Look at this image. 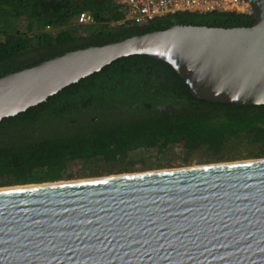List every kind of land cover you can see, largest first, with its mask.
<instances>
[{
  "label": "water",
  "instance_id": "1",
  "mask_svg": "<svg viewBox=\"0 0 264 264\" xmlns=\"http://www.w3.org/2000/svg\"><path fill=\"white\" fill-rule=\"evenodd\" d=\"M249 1L250 25L173 23L8 72L0 119L133 53L197 98L264 104V0ZM13 185L0 186V264H264V157Z\"/></svg>",
  "mask_w": 264,
  "mask_h": 264
},
{
  "label": "trees",
  "instance_id": "2",
  "mask_svg": "<svg viewBox=\"0 0 264 264\" xmlns=\"http://www.w3.org/2000/svg\"><path fill=\"white\" fill-rule=\"evenodd\" d=\"M83 10L90 11L94 21L102 23L82 25V36L71 42L63 38L53 40L50 34L35 38L25 31L20 33L21 28L3 32L0 76L67 50L116 41L173 23L227 27L250 25L255 20V15L234 12H176L142 25L131 21L109 24L110 20H119L123 15L115 0H0V13L22 16L26 30L33 29L36 23L42 28L50 24L77 32L80 26L74 22ZM86 78H124L125 82L130 79L126 84L133 86L131 93L138 97L140 91L146 96L133 98L122 91L125 95L120 98L103 101V107L118 108L120 113L101 114L96 120L80 117L70 121L63 116L54 123L53 114L65 115L69 108L67 85L45 100L1 118L0 186L68 178L72 176L67 173L72 161H82L91 175H99L102 171L111 173L114 166L118 172L132 170L139 159L144 160L146 166L158 165L146 163L144 157H134L144 150L162 155L177 142H182L189 151L204 144L216 159H235L238 154L227 156L224 150L248 140L259 148L251 150L249 156L264 155V104L197 98L190 92L188 83L166 61L145 53H133L114 59ZM155 85L160 86L155 91L170 94L179 104L170 111H160L154 105L147 108L143 102L149 100L150 86ZM79 100L73 106L89 105V101ZM112 103L115 106H111Z\"/></svg>",
  "mask_w": 264,
  "mask_h": 264
},
{
  "label": "flooded vegetation",
  "instance_id": "3",
  "mask_svg": "<svg viewBox=\"0 0 264 264\" xmlns=\"http://www.w3.org/2000/svg\"><path fill=\"white\" fill-rule=\"evenodd\" d=\"M122 22L120 20H110L109 24H115ZM76 25H79L78 31H70L67 29H63L60 27H50V28H36V29H19L20 33L23 31L26 32V35H33L35 38H37L41 34H50L53 38V40L57 39H65L67 42H71L73 40H77L82 36V25L80 23H77L76 20L74 22ZM92 23L100 25L101 23H97L96 21H93ZM91 24V23H88ZM14 31H17V29H14ZM64 31V32H63ZM11 32V31H10ZM76 32V33H75ZM63 33V36L60 37V35ZM83 80H78L75 82H72L68 84L67 86V93H68V105L69 108L66 110V114H56L54 113V123H58L60 121V118L65 116L70 121H77L80 117L87 118L91 120H96L100 117L101 114H106L107 116H112L114 113H120L122 112L118 108L113 107H103V101L105 99L109 98H120L124 93L122 91H125V93H130L132 97L136 98H142L146 96V93H143L139 91L138 97L135 93H131L133 86H129L127 80L125 82L124 78H114V79H97L95 78H86V76L82 77ZM103 80H106V82L102 83ZM101 81V83H100ZM123 83V85H121ZM65 87V86H64ZM156 87H160L158 85L150 86L151 93L149 94V100H145L143 104L147 108H151L152 105H154L157 109L160 111L168 110L174 106H177L179 104V100L173 98L170 94L163 92L159 94V92L155 91ZM131 88V89H130ZM62 89V88H61ZM59 91V90H58ZM81 99V100H79ZM79 101L87 100L89 101L88 106H73L75 103ZM139 103H141L139 101ZM111 106H115L114 103L111 104ZM127 111V110H125ZM103 112V113H102ZM55 116H58L56 118ZM57 126V124H55ZM55 126V127H56Z\"/></svg>",
  "mask_w": 264,
  "mask_h": 264
},
{
  "label": "rangeland",
  "instance_id": "4",
  "mask_svg": "<svg viewBox=\"0 0 264 264\" xmlns=\"http://www.w3.org/2000/svg\"><path fill=\"white\" fill-rule=\"evenodd\" d=\"M22 16H18L16 14H4L0 13V38L3 36V32L6 31H14L17 28H25V22ZM34 29L42 28L39 27L36 23L34 24ZM258 150V146L256 143L249 142L248 140H244L240 145L236 147H229L225 149V155L230 154H238L235 159H245V158H254V157H264V155L258 156H249V152L251 150ZM154 150H144L141 151L138 155L134 157V159H138V157H144L146 163L150 164L152 162L157 163L158 165H144V160H136L132 170L122 171V172H134V171H144L151 169H159V168H170V167H179V166H187V165H197L203 163H210L216 161H226V160H234V159H216L212 155L210 149H208L207 145H198L197 148H193V150H186L182 144V142H177L173 146H171L165 153L162 155H156ZM156 161V162H155ZM159 161V162H158ZM117 167V166H116ZM111 173L107 171H102L99 175H91L89 169L84 165L82 161H72L67 169V173H70L72 176L68 178H63L60 180H70V179H78V178H88L93 176L107 175L113 173H121L115 170ZM6 186V185H3Z\"/></svg>",
  "mask_w": 264,
  "mask_h": 264
},
{
  "label": "built area",
  "instance_id": "5",
  "mask_svg": "<svg viewBox=\"0 0 264 264\" xmlns=\"http://www.w3.org/2000/svg\"><path fill=\"white\" fill-rule=\"evenodd\" d=\"M123 12L120 21H131L142 25L149 21L176 12H234L255 15L249 0H115ZM93 14L88 10L76 15V22L81 25L92 23ZM46 28L52 27L50 24Z\"/></svg>",
  "mask_w": 264,
  "mask_h": 264
},
{
  "label": "bare ground",
  "instance_id": "6",
  "mask_svg": "<svg viewBox=\"0 0 264 264\" xmlns=\"http://www.w3.org/2000/svg\"><path fill=\"white\" fill-rule=\"evenodd\" d=\"M61 181H64V180H61ZM12 186H15V185H12ZM1 188V187H0Z\"/></svg>",
  "mask_w": 264,
  "mask_h": 264
}]
</instances>
